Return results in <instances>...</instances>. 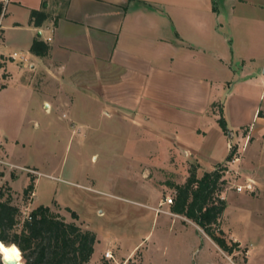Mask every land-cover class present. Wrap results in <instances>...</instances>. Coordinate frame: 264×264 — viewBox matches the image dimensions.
<instances>
[{
  "label": "rangeland",
  "instance_id": "obj_1",
  "mask_svg": "<svg viewBox=\"0 0 264 264\" xmlns=\"http://www.w3.org/2000/svg\"><path fill=\"white\" fill-rule=\"evenodd\" d=\"M1 1L5 6L6 1ZM213 1L219 8L222 23L219 30L231 34L232 48L239 55L243 42L251 44L253 41V37H246L243 31H253L256 22L264 27V0ZM230 2L233 10L229 13ZM6 24L7 19L3 21V25ZM5 31L8 37L17 39V32L13 31L23 30ZM237 55L231 60L230 78L221 85V102L225 112L232 115L228 118L221 113L228 127L224 147L228 141L234 146L235 154L239 158L243 156L242 165L248 176L235 173L233 167L239 161L229 164L232 170L224 174L227 182L221 188L220 197L224 200L226 197L225 210L215 232L224 238L226 248L180 218L148 207L170 196L173 203L161 208L174 213L176 186L186 180L191 168L189 160H193L192 156H181L178 140L174 141L170 134L161 137L159 133L136 128L130 116L119 118L102 113L92 104L88 105V110L95 111L86 115L72 114L65 106L46 112L42 104L44 98L50 101L49 92L26 91L19 86L25 74L18 75L16 69L6 86H2L5 77L0 74V152L10 144V160L22 167L0 164V183L10 190L13 202L26 206L24 215L36 203L46 202L54 213L66 220H71V216L65 206L77 211L84 220L81 227L87 226L98 238L86 264H264V148L258 132L260 126L253 121L251 128L256 140L241 152L243 137L237 134L240 123L234 114L236 104L252 105V102L241 103L239 98L242 91L253 96L250 85L241 83L244 79L241 70L246 66L251 74L259 76L260 70L264 73L261 65L264 47L255 50L254 60L245 61V65ZM231 90L232 97L228 99ZM253 99L257 101L256 97ZM212 111L219 113L220 104H214ZM247 118L245 120L251 122V116ZM194 157L204 166L197 167V175L201 176L208 165L198 153ZM3 175L7 177L6 182ZM31 176L35 179L34 189L24 199L23 189ZM247 177L261 185L259 194L255 185L253 191L240 192L231 186L243 184ZM51 198L58 201L53 199L56 202L53 203ZM171 219L177 224L168 231ZM180 223H184V230L175 233ZM224 226L234 240L223 231ZM20 227L21 223L16 229ZM107 249L113 258H105ZM21 263L25 264L22 255Z\"/></svg>",
  "mask_w": 264,
  "mask_h": 264
},
{
  "label": "crops",
  "instance_id": "obj_2",
  "mask_svg": "<svg viewBox=\"0 0 264 264\" xmlns=\"http://www.w3.org/2000/svg\"><path fill=\"white\" fill-rule=\"evenodd\" d=\"M5 1L0 17V74L5 77L2 86L14 77L16 69L18 75L25 74L19 86L26 91L49 92L50 101L44 98L42 104L46 112L65 106L72 114L86 115L95 111L88 110L92 104L102 113L119 118L130 116L136 128L159 133L161 137L170 134L174 141L180 142L181 156H192L189 161L203 168L194 157L198 153L205 158L207 170L223 163L231 147L234 149L228 141L224 147L226 134L217 122L218 112L212 111V106L218 103L221 113L232 117L229 111L225 112L220 97L221 85L233 71L231 60L237 55L231 34L219 30L222 23L213 0H68L64 8L54 0H47L45 6L50 17L39 27L30 24V11L40 8L43 0ZM232 6L230 2L229 13ZM5 19L7 24L3 25ZM5 29L23 31H13L18 35L14 39L7 36ZM262 29L256 22L253 31H243L246 37H253L251 44L243 42L237 55L243 65L254 60L255 50L264 47ZM35 38L48 43L45 56L30 52ZM247 69L242 67L241 83L250 85L253 96L242 91L239 98L241 103L252 105L236 104L234 113L240 123L237 134L243 137L241 152L256 140L251 128L253 121L260 126L258 132L264 148V73L260 70L258 76ZM231 97L232 90L227 94L228 99ZM250 116L251 122L246 121ZM10 155L9 144L0 152V158L13 167H22L10 160ZM242 160L243 156L233 168L236 174L247 175ZM6 178L3 175L5 182ZM8 185L12 186L10 182ZM254 185L259 194L261 185L256 180ZM53 199L57 200H50ZM13 201L26 209L24 204ZM159 203L148 207L156 212L154 208ZM39 204L49 203L35 206ZM164 204L169 205L163 203L160 208ZM161 212L204 232L182 214L165 208ZM184 223L177 225L175 233L184 230ZM173 224L177 222L171 219L166 229L172 231ZM228 236L231 238V234Z\"/></svg>",
  "mask_w": 264,
  "mask_h": 264
},
{
  "label": "trees",
  "instance_id": "obj_3",
  "mask_svg": "<svg viewBox=\"0 0 264 264\" xmlns=\"http://www.w3.org/2000/svg\"><path fill=\"white\" fill-rule=\"evenodd\" d=\"M64 8L68 0H54ZM43 0L38 9H31L29 22L39 27L50 17ZM4 4L0 0V17L3 14ZM49 45L41 39L35 38L30 46V52L45 56ZM2 63H0V67ZM262 112L259 111L258 115ZM217 122L224 133L228 132L225 118L218 113ZM234 149L227 155L232 156ZM197 167L191 163L186 180L176 186L173 211L193 220L203 231L220 245L225 246V240L215 232L219 217L225 208V200L220 198L222 186L227 182L224 178L225 166L217 164L212 170H204L201 176L197 175ZM34 177L23 189V198L26 199L34 189ZM54 201V200H53ZM53 203H56L55 201ZM70 213L71 220H66L54 213L50 204H39L24 215V210L12 203L10 190L0 186V241L19 250L25 264H86L91 259L97 234L81 227L83 221L79 215L68 206L64 207ZM21 223L19 230L16 226ZM214 225V228H211ZM0 264H2L0 257Z\"/></svg>",
  "mask_w": 264,
  "mask_h": 264
},
{
  "label": "built area",
  "instance_id": "obj_4",
  "mask_svg": "<svg viewBox=\"0 0 264 264\" xmlns=\"http://www.w3.org/2000/svg\"><path fill=\"white\" fill-rule=\"evenodd\" d=\"M16 56V54H12L11 57L14 59ZM2 142V136L0 134V144ZM233 150V148L231 147V151ZM236 151H233L232 156L229 160H226V162L223 164L225 166V174L230 173V171L232 170V167L230 166L231 164L236 163L237 161H239V155L235 154ZM238 152V151H237ZM0 164H5V165H10V166H14L11 165L9 163H7L6 161H4L3 159L0 158ZM230 164V165H229ZM29 171H33V170H29ZM34 172V171H33ZM236 173V171H235ZM225 176V175H224ZM227 178V177H226ZM1 186V183H0ZM232 187H234L237 191H243V190H247V191H253L254 190V182L251 179H246V181L243 184H232ZM221 199H224L223 197H220ZM163 203H167V204H172L173 203V198L170 196L165 197L160 203H159V207L154 208L156 210V212H160L163 211V209L160 208V205ZM104 256L107 259L113 258L112 252L110 251V249H107L104 252Z\"/></svg>",
  "mask_w": 264,
  "mask_h": 264
},
{
  "label": "bare ground",
  "instance_id": "obj_5",
  "mask_svg": "<svg viewBox=\"0 0 264 264\" xmlns=\"http://www.w3.org/2000/svg\"><path fill=\"white\" fill-rule=\"evenodd\" d=\"M0 245L3 246L4 250H10L9 245L3 243L2 241H0ZM0 255H1V257H4L5 259H8V258H6V252L5 251H0ZM12 259H15V261H16L15 264H22L20 260H17L16 258H12Z\"/></svg>",
  "mask_w": 264,
  "mask_h": 264
},
{
  "label": "snow or ice",
  "instance_id": "obj_6",
  "mask_svg": "<svg viewBox=\"0 0 264 264\" xmlns=\"http://www.w3.org/2000/svg\"><path fill=\"white\" fill-rule=\"evenodd\" d=\"M0 251H5L6 253H7V252H11V253H14V254H15L14 256L6 255V258H8V259H12V258H16V259H18V258H19V253H18L14 248H12V249H10V250H4V249H3V246L0 245Z\"/></svg>",
  "mask_w": 264,
  "mask_h": 264
},
{
  "label": "water",
  "instance_id": "obj_7",
  "mask_svg": "<svg viewBox=\"0 0 264 264\" xmlns=\"http://www.w3.org/2000/svg\"><path fill=\"white\" fill-rule=\"evenodd\" d=\"M185 153V151H183ZM1 261L3 264H15V259H5L4 257H1Z\"/></svg>",
  "mask_w": 264,
  "mask_h": 264
},
{
  "label": "clouds",
  "instance_id": "obj_8",
  "mask_svg": "<svg viewBox=\"0 0 264 264\" xmlns=\"http://www.w3.org/2000/svg\"><path fill=\"white\" fill-rule=\"evenodd\" d=\"M13 248L18 252V250L15 247H13ZM6 255L14 256L15 254L14 253H11V252H7ZM17 260H19V258Z\"/></svg>",
  "mask_w": 264,
  "mask_h": 264
}]
</instances>
